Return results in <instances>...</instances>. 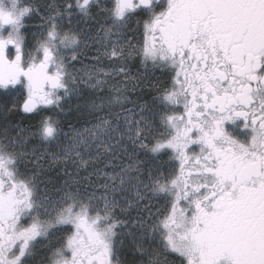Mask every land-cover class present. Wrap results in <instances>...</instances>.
<instances>
[{"label": "snow or ice", "instance_id": "obj_1", "mask_svg": "<svg viewBox=\"0 0 264 264\" xmlns=\"http://www.w3.org/2000/svg\"><path fill=\"white\" fill-rule=\"evenodd\" d=\"M0 264H264V0H0Z\"/></svg>", "mask_w": 264, "mask_h": 264}]
</instances>
